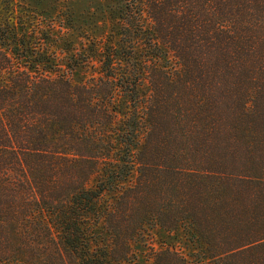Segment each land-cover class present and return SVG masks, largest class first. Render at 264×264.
<instances>
[{"label": "trees", "instance_id": "obj_1", "mask_svg": "<svg viewBox=\"0 0 264 264\" xmlns=\"http://www.w3.org/2000/svg\"><path fill=\"white\" fill-rule=\"evenodd\" d=\"M122 2L88 82L0 3V264H264V0Z\"/></svg>", "mask_w": 264, "mask_h": 264}, {"label": "rangeland", "instance_id": "obj_2", "mask_svg": "<svg viewBox=\"0 0 264 264\" xmlns=\"http://www.w3.org/2000/svg\"><path fill=\"white\" fill-rule=\"evenodd\" d=\"M123 0H0L2 11L19 24L43 32L45 42L58 55L71 60L72 55L82 52L91 63L75 67L72 78L76 82H88L99 66L97 48L118 41L121 26ZM97 51H94V50ZM77 58V56H76ZM85 59V60H86ZM149 246L162 250L173 248L184 254L191 264H203L199 258L201 248L189 241L183 231L169 233L160 228L153 230L147 240ZM141 262L150 252V247L137 250ZM204 264H211L204 260Z\"/></svg>", "mask_w": 264, "mask_h": 264}]
</instances>
